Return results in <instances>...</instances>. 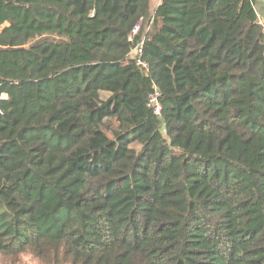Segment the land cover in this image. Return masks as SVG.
<instances>
[{
	"label": "trees",
	"instance_id": "16d2710c",
	"mask_svg": "<svg viewBox=\"0 0 264 264\" xmlns=\"http://www.w3.org/2000/svg\"><path fill=\"white\" fill-rule=\"evenodd\" d=\"M156 1L0 0L3 264H264L255 0Z\"/></svg>",
	"mask_w": 264,
	"mask_h": 264
},
{
	"label": "built area",
	"instance_id": "2783aa9c",
	"mask_svg": "<svg viewBox=\"0 0 264 264\" xmlns=\"http://www.w3.org/2000/svg\"><path fill=\"white\" fill-rule=\"evenodd\" d=\"M259 23L263 25V31H264V24L262 21L259 20ZM137 27L133 30V34L136 33ZM142 41L138 42L136 46L131 50V52L128 54V56H133L136 59V63L139 67L148 69L146 63L142 60ZM159 92L156 88L153 89V91L150 93L147 105L151 108L152 113L154 116L159 117L161 115L162 106L159 100Z\"/></svg>",
	"mask_w": 264,
	"mask_h": 264
},
{
	"label": "rangeland",
	"instance_id": "374dc122",
	"mask_svg": "<svg viewBox=\"0 0 264 264\" xmlns=\"http://www.w3.org/2000/svg\"><path fill=\"white\" fill-rule=\"evenodd\" d=\"M0 30H1V28H0ZM43 41L61 42V41H66V39L63 38V37H60V36H58L56 34H50V33L37 34V35H34V36L30 37L23 44V47L26 48V49H29V48H32V47L36 46L37 44H39V43H41ZM0 264H3V262L0 261Z\"/></svg>",
	"mask_w": 264,
	"mask_h": 264
},
{
	"label": "crops",
	"instance_id": "0c3cea01",
	"mask_svg": "<svg viewBox=\"0 0 264 264\" xmlns=\"http://www.w3.org/2000/svg\"><path fill=\"white\" fill-rule=\"evenodd\" d=\"M254 8L256 10L258 19L264 23V0H255Z\"/></svg>",
	"mask_w": 264,
	"mask_h": 264
},
{
	"label": "water",
	"instance_id": "95a60500",
	"mask_svg": "<svg viewBox=\"0 0 264 264\" xmlns=\"http://www.w3.org/2000/svg\"><path fill=\"white\" fill-rule=\"evenodd\" d=\"M0 146H1V144H0Z\"/></svg>",
	"mask_w": 264,
	"mask_h": 264
}]
</instances>
